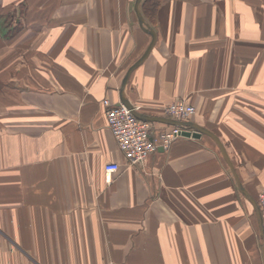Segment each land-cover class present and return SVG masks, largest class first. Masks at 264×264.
Segmentation results:
<instances>
[{
	"label": "crops",
	"instance_id": "crops-1",
	"mask_svg": "<svg viewBox=\"0 0 264 264\" xmlns=\"http://www.w3.org/2000/svg\"><path fill=\"white\" fill-rule=\"evenodd\" d=\"M135 3L0 0V264H264L255 208L210 136L132 165L109 128L104 102L120 104L151 42ZM140 8L157 42L126 97L152 116L195 106L187 121L222 140L258 202L264 0Z\"/></svg>",
	"mask_w": 264,
	"mask_h": 264
},
{
	"label": "built area",
	"instance_id": "built-area-1",
	"mask_svg": "<svg viewBox=\"0 0 264 264\" xmlns=\"http://www.w3.org/2000/svg\"><path fill=\"white\" fill-rule=\"evenodd\" d=\"M107 108L109 128L116 138L119 148L128 162L132 165L144 162L150 155L160 148L168 150L171 144L183 137V129L178 126L160 128L157 123L139 120L130 109L124 105L104 102ZM164 117L187 121L196 114V107L184 102H177L162 106ZM119 170V165L110 164L106 167L108 178ZM258 203L264 217V188L259 194Z\"/></svg>",
	"mask_w": 264,
	"mask_h": 264
},
{
	"label": "water",
	"instance_id": "water-1",
	"mask_svg": "<svg viewBox=\"0 0 264 264\" xmlns=\"http://www.w3.org/2000/svg\"><path fill=\"white\" fill-rule=\"evenodd\" d=\"M143 0H136L135 3V12L137 14L139 23L141 28L148 33L151 36V42L149 44V46L147 47V49L145 50L144 54L141 56V58H139L127 71V74L123 80L122 83V88L120 91V104L119 105H124L126 106L128 109L131 110V112L141 121L144 122H150V123H163V124H168V125H173V126H178L181 127L183 129L182 135L186 136V137H194V138H200L203 134L210 136L218 145L224 159L226 160L227 164L229 165V167L232 170V173L234 174V177L236 179L238 188L240 190V192L252 203V205L255 208L256 211V215L258 218V222L260 225V229H261V234L262 237L264 239V217L261 211V208L259 206V203L251 196V194L248 192V190L243 186L238 173L236 171V168L233 164V161L224 145V143L222 142V140L212 131L200 126L197 123L191 122V121H182V120H178V119H172V118H168V117H164V116H152V115H148L145 113H142L140 111L137 110V108L128 100V98L125 95V87L127 85V82L132 74V72L139 67L145 60L146 58L149 56V54L151 53V51L153 50L156 42H157V34L154 28H152L145 20V17L141 11V2ZM263 253H264V249H263Z\"/></svg>",
	"mask_w": 264,
	"mask_h": 264
},
{
	"label": "trees",
	"instance_id": "trees-1",
	"mask_svg": "<svg viewBox=\"0 0 264 264\" xmlns=\"http://www.w3.org/2000/svg\"><path fill=\"white\" fill-rule=\"evenodd\" d=\"M146 2V1H145ZM159 4V3H158ZM155 5V4H154ZM156 6H158V5H156Z\"/></svg>",
	"mask_w": 264,
	"mask_h": 264
}]
</instances>
